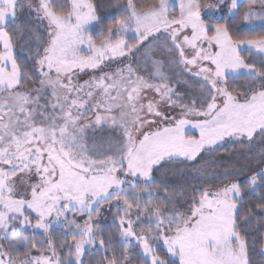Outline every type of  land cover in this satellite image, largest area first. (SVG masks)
Returning <instances> with one entry per match:
<instances>
[{
  "label": "snow or ice",
  "instance_id": "6c2138e0",
  "mask_svg": "<svg viewBox=\"0 0 264 264\" xmlns=\"http://www.w3.org/2000/svg\"><path fill=\"white\" fill-rule=\"evenodd\" d=\"M102 7L0 0V264H264V0Z\"/></svg>",
  "mask_w": 264,
  "mask_h": 264
},
{
  "label": "rangeland",
  "instance_id": "374dc122",
  "mask_svg": "<svg viewBox=\"0 0 264 264\" xmlns=\"http://www.w3.org/2000/svg\"><path fill=\"white\" fill-rule=\"evenodd\" d=\"M116 2V0H98V3H100L103 7L101 9L102 14L106 15L109 11L112 10V5ZM25 53H21V55H24ZM233 147V146H229ZM171 179V177H170ZM199 183V182H195Z\"/></svg>",
  "mask_w": 264,
  "mask_h": 264
},
{
  "label": "trees",
  "instance_id": "16d2710c",
  "mask_svg": "<svg viewBox=\"0 0 264 264\" xmlns=\"http://www.w3.org/2000/svg\"><path fill=\"white\" fill-rule=\"evenodd\" d=\"M109 22H111V21H109ZM258 31H259V30H258ZM240 83H243V81H241ZM176 187H179V185H177ZM56 234H57V235L60 234L59 229H57ZM254 258H255L257 261H259V259H260V257H258V256L254 257Z\"/></svg>",
  "mask_w": 264,
  "mask_h": 264
}]
</instances>
